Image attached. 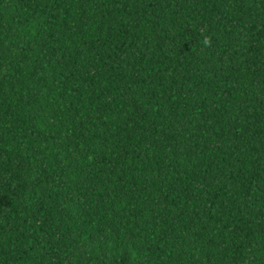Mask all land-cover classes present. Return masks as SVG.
I'll return each instance as SVG.
<instances>
[{
    "label": "trees",
    "instance_id": "trees-1",
    "mask_svg": "<svg viewBox=\"0 0 264 264\" xmlns=\"http://www.w3.org/2000/svg\"><path fill=\"white\" fill-rule=\"evenodd\" d=\"M0 264H264V0H0Z\"/></svg>",
    "mask_w": 264,
    "mask_h": 264
}]
</instances>
